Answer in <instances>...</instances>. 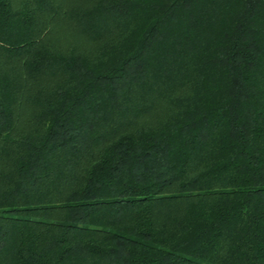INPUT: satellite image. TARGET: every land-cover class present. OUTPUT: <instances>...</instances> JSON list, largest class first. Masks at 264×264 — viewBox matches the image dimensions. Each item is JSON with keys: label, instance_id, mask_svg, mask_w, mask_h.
Returning a JSON list of instances; mask_svg holds the SVG:
<instances>
[{"label": "trees", "instance_id": "1", "mask_svg": "<svg viewBox=\"0 0 264 264\" xmlns=\"http://www.w3.org/2000/svg\"><path fill=\"white\" fill-rule=\"evenodd\" d=\"M0 264H264V0H0Z\"/></svg>", "mask_w": 264, "mask_h": 264}]
</instances>
